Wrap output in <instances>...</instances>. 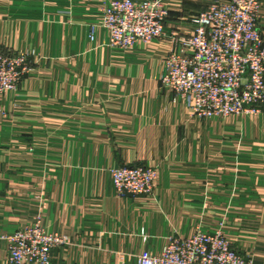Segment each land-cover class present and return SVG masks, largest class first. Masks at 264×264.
<instances>
[{"label": "crops", "instance_id": "1", "mask_svg": "<svg viewBox=\"0 0 264 264\" xmlns=\"http://www.w3.org/2000/svg\"><path fill=\"white\" fill-rule=\"evenodd\" d=\"M109 1L0 0V51L34 52L0 97V233L38 221L69 241L51 264H137L171 237L222 225L264 264V100L256 115L199 118L160 82L171 34L191 33L213 0H163L167 36L128 50L101 27L89 38ZM137 165L157 169L151 193L117 197L109 170Z\"/></svg>", "mask_w": 264, "mask_h": 264}, {"label": "built area", "instance_id": "2", "mask_svg": "<svg viewBox=\"0 0 264 264\" xmlns=\"http://www.w3.org/2000/svg\"><path fill=\"white\" fill-rule=\"evenodd\" d=\"M169 16L163 0H110L102 19L90 27L108 32V45L121 50L135 43H151L167 36ZM260 0H213L192 18L187 35L171 34L161 85L184 97L199 118L225 119L256 115L264 100V34L259 29ZM34 52L0 51V97L15 91L32 71ZM6 113L0 105V121ZM119 198L150 194L158 178L155 167L117 166L109 170ZM143 240L145 233L141 232ZM66 236L48 233L39 222L12 233H0L9 264H51L55 248L68 244ZM137 264H257L236 251L222 225L212 232L195 230L188 237H171L158 253L143 250ZM122 264V263H121Z\"/></svg>", "mask_w": 264, "mask_h": 264}, {"label": "rangeland", "instance_id": "3", "mask_svg": "<svg viewBox=\"0 0 264 264\" xmlns=\"http://www.w3.org/2000/svg\"><path fill=\"white\" fill-rule=\"evenodd\" d=\"M261 18V17H260Z\"/></svg>", "mask_w": 264, "mask_h": 264}]
</instances>
